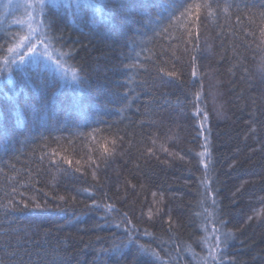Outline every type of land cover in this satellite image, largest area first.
Segmentation results:
<instances>
[{
	"label": "trees",
	"instance_id": "trees-1",
	"mask_svg": "<svg viewBox=\"0 0 264 264\" xmlns=\"http://www.w3.org/2000/svg\"><path fill=\"white\" fill-rule=\"evenodd\" d=\"M105 2L0 71V264H264V0Z\"/></svg>",
	"mask_w": 264,
	"mask_h": 264
},
{
	"label": "snow or ice",
	"instance_id": "snow-or-ice-1",
	"mask_svg": "<svg viewBox=\"0 0 264 264\" xmlns=\"http://www.w3.org/2000/svg\"><path fill=\"white\" fill-rule=\"evenodd\" d=\"M169 7L171 6L165 2L164 4L161 5V10L162 11L167 10ZM211 7L212 5L210 3V0H203L202 3L188 4L187 7L184 8V11L180 13V15L181 16H184L186 14L190 15L193 11H195L198 18V14L205 9L208 10L209 14H211ZM26 8L34 9L36 11L37 15L35 17L32 16L31 12H28L29 20L35 21L36 26L34 27L30 22L28 25L29 31L27 34L19 37L13 35L11 41L5 38L4 43L0 44V53H3V55H0V64L3 65V67L0 68V71H8L10 73L11 65L24 64L25 59L29 54L32 55L36 54L37 44H43L45 48L44 55H47L48 59L51 60L56 65L57 68L63 69L64 65L61 59L54 58L47 51L48 45L46 41L50 37L47 35V31L45 29H47L48 31H50L51 29L50 26L46 23L50 19L48 15H44L43 20L39 18L44 13L51 12L52 9H56V10L64 11L68 16L72 18H76L79 16L82 8L91 9L94 13H104L106 10L110 11L108 4L105 2V0H32L31 3H28L26 5ZM156 19L158 20L159 16H157ZM165 31H167V29H165ZM261 34L262 36H264V30H262ZM21 48L25 49L23 54H21L20 52ZM62 55H66V54H62ZM9 57H11V59H9ZM33 63H35L37 67H39L40 65V62L38 60L33 61ZM262 67H264V65H262ZM167 74L169 76L176 75L175 72H169ZM195 74H196L195 71H193V75ZM72 79L74 81L77 80L75 71H73L72 73ZM112 143L115 144V140H113ZM103 150L105 153L109 152L107 146H104ZM60 199L63 200L64 197L61 196ZM108 207L114 208V205ZM261 213H264V209H261ZM259 215L260 213H257L258 218ZM216 231L218 230L213 228V232L215 233ZM145 234L148 233L146 232ZM203 239L206 241V238ZM226 239H227V234H225L224 241H221L219 235L215 236L214 246L210 247L209 255H208V259L212 261V264H222V258L218 254V250L221 247V243H226ZM149 247L150 246L139 245L138 251H147ZM114 248L118 251L120 246L114 245Z\"/></svg>",
	"mask_w": 264,
	"mask_h": 264
},
{
	"label": "rangeland",
	"instance_id": "rangeland-1",
	"mask_svg": "<svg viewBox=\"0 0 264 264\" xmlns=\"http://www.w3.org/2000/svg\"><path fill=\"white\" fill-rule=\"evenodd\" d=\"M32 0H17L18 6H20L21 10L23 11V14H25V18H26V27L29 29L28 25L31 22L33 24V21L29 20V16H28V12L32 13V16L35 17V13L36 11L34 9H29L26 8V5L28 3H31Z\"/></svg>",
	"mask_w": 264,
	"mask_h": 264
}]
</instances>
